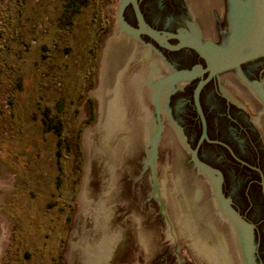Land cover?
<instances>
[{
  "label": "rangeland",
  "instance_id": "obj_1",
  "mask_svg": "<svg viewBox=\"0 0 264 264\" xmlns=\"http://www.w3.org/2000/svg\"><path fill=\"white\" fill-rule=\"evenodd\" d=\"M121 1L0 0V264H247L190 161L195 80L122 27Z\"/></svg>",
  "mask_w": 264,
  "mask_h": 264
},
{
  "label": "flooded vegetation",
  "instance_id": "obj_2",
  "mask_svg": "<svg viewBox=\"0 0 264 264\" xmlns=\"http://www.w3.org/2000/svg\"><path fill=\"white\" fill-rule=\"evenodd\" d=\"M136 2L146 25L149 27V20L153 22L156 26L149 28L163 34L170 44L182 39L206 43L202 55L187 47L169 50L146 35H139L161 52L168 53L167 59L182 69L180 72L193 73L190 79L195 82L186 109L198 132L192 148L201 134V123L192 101L194 86L209 76V68L220 58L233 60L251 55L237 64L214 70L200 89L199 103L210 141L201 142L197 157L221 173L222 195L237 215L251 224L255 250L251 264H264V5L258 4L261 14L258 24H252L243 20L227 0H205L199 13L193 0ZM124 19L130 28L137 29L129 4ZM179 22L180 26L186 23L189 36H168L165 30L175 36L179 34L182 30L178 28Z\"/></svg>",
  "mask_w": 264,
  "mask_h": 264
},
{
  "label": "water",
  "instance_id": "obj_3",
  "mask_svg": "<svg viewBox=\"0 0 264 264\" xmlns=\"http://www.w3.org/2000/svg\"><path fill=\"white\" fill-rule=\"evenodd\" d=\"M227 1L231 3V5L234 7V9H236L237 11H239L241 13L243 20H245L246 22L252 23V24H258L259 19H258V12L257 11H258L259 0H248L246 4H243L241 2V0H227ZM128 4L131 6L132 11L134 13L136 23H137V29L130 28L123 21V19L121 17V11H122L123 7L125 5H128ZM118 20H119V23L122 25V27L125 30H127L130 34H132L134 36H139L140 34H144L147 37L154 40L159 45H161V46H163L169 50H178V49L187 47V48H191V49L199 52L202 55H204V52L206 51V43L200 44V43H197V42L192 41V40L182 39L176 44H170L163 34L149 28L146 25V23L144 22V20L142 18V15L138 9V5H137L136 0H122L121 1L120 7L118 10ZM237 50H238V48H237ZM216 51H218V50H216ZM226 54H228V53H226ZM250 56H251L250 54L242 55V56H239L233 60H227V59H224L223 57L220 58L221 59L220 61L214 62L212 64V66L209 68L210 69L209 76L203 80L198 81L196 83V85L194 86L193 91H192V101H193L194 108L196 110V113H197L199 120H200V123H201V134H200L195 146L190 150V161L193 164V166L196 167L197 170H199L200 172H203L205 174H208V175L214 177V192H215L216 196L223 203L224 208H226V210L231 215H233V217H235L237 219V221L239 222L238 225L242 230L243 240L245 242L243 250H244V257H245L247 264H251V260H253L252 257H253V252H254V247H253L252 242H251V233H250L251 224L243 221L237 215V213L232 209V207L229 205V201L221 193V183H222L221 173L218 170L210 167L209 165H207L204 162H202L201 160H199L197 157V149L203 140L210 141L206 135L205 119H204V115L202 113L200 103H199L200 89L202 88L204 83L208 80V78L212 75V73H214V70L226 68L228 66L237 64V63L247 59ZM177 74H179L181 77H183L185 79H190L193 76L192 72H186V71L178 72V73L174 74V76ZM163 81L164 80H162V82ZM162 82L160 81L158 88L160 87Z\"/></svg>",
  "mask_w": 264,
  "mask_h": 264
},
{
  "label": "bare ground",
  "instance_id": "obj_4",
  "mask_svg": "<svg viewBox=\"0 0 264 264\" xmlns=\"http://www.w3.org/2000/svg\"><path fill=\"white\" fill-rule=\"evenodd\" d=\"M247 1L248 0H241V2L243 3V4H246L247 3ZM258 4H262V5H264L263 3H259L258 2ZM260 6V5H259ZM264 7V6H263ZM259 11V10H258ZM257 11V12H258ZM261 13H260V11L258 12V15H260ZM264 20V19H263ZM119 33V32H118ZM264 39V38H263ZM112 40H114L113 38L110 40V47L112 48V46L114 45L113 44V41ZM107 45V46H108ZM108 50V49H107ZM106 50V51H107ZM109 56L106 54L105 55V57H104V61H103V63H104V66L103 67H105L106 68V66H105V64L106 63H108V61H109ZM108 60V61H107ZM127 66V65H126ZM139 67H141V66H139ZM124 68H126V67H124ZM104 69V68H103ZM127 71V70H126ZM137 71V70H136ZM138 73V72H137ZM137 73L135 72V74H134V72L133 73H130L128 76V78H132V80H133V89H134V91L136 92V94L138 95V97H141V96H143L142 95V93H143V89H144V79L142 80V76H140V75H137ZM141 73H142V71H141ZM127 76V75H126ZM143 77H144V75H143ZM131 80V81H132ZM130 81V82H131ZM147 81V80H146ZM122 84V83H121ZM120 84V85H121ZM127 85V84H126ZM125 85V86H126ZM123 87V86H122ZM121 88V87H120ZM126 88V87H125ZM147 88V87H146ZM145 88V89H146ZM149 88H152V87H149ZM122 89V88H121ZM121 89H119V90H121ZM124 89V88H123ZM127 89V88H126ZM144 89V90H145ZM153 89V88H152ZM154 90V89H153ZM153 90L151 91L150 89H149V92H153ZM130 91V90H129ZM121 91H119V93H120ZM145 92H146V90H145ZM148 92V93H149ZM121 93H123V92H121ZM120 93V94H121ZM131 93V92H130ZM133 93V92H132ZM126 95V94H125ZM134 95V94H133ZM127 96V95H126ZM152 96V95H151ZM132 97V96H131ZM146 97V96H145ZM152 98V97H151ZM141 99V98H140ZM142 100V99H141ZM140 101V100H139ZM117 102V101H116ZM142 102V101H141ZM155 103V102H154ZM140 104V103H139ZM143 105V104H142ZM158 105V104H157ZM113 110H115V109H113ZM145 114V113H144ZM123 115V112H122V109H120L119 108V110L118 111H114L113 113H112V118H111V123L109 124V127L111 128H116L119 124H120V122H121V119H122V116ZM142 115V114H141ZM140 116V115H139ZM109 120V119H108ZM107 123H108V121H107ZM123 129V128H122ZM115 130V129H114ZM124 131H125V129H124ZM175 131V130H174ZM108 132H110V131H108ZM108 134V133H107ZM123 134V133H122ZM125 134V133H124ZM109 136V135H108ZM224 216V215H223ZM237 225V224H236ZM233 226V225H232ZM232 230H233V239H234V241H235V243L234 244H236L237 246H239L238 247V249L239 250H241V253H242V257H243V260L246 262V260H245V257H244V250H243V248H244V240H243V236H242V230L239 228V231L240 232H238V229L235 227V226H233V228H232ZM240 235H241V240H240ZM243 240V241H242ZM243 243V244H242ZM239 253V252H238ZM240 258H242L241 257V255L239 256ZM241 261V260H240ZM242 262V261H241Z\"/></svg>",
  "mask_w": 264,
  "mask_h": 264
}]
</instances>
